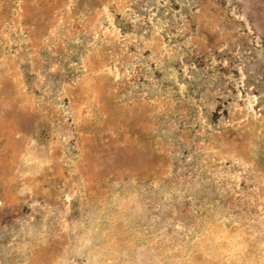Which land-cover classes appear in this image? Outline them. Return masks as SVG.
I'll list each match as a JSON object with an SVG mask.
<instances>
[{
  "label": "rangeland",
  "instance_id": "obj_1",
  "mask_svg": "<svg viewBox=\"0 0 264 264\" xmlns=\"http://www.w3.org/2000/svg\"><path fill=\"white\" fill-rule=\"evenodd\" d=\"M0 264H264V0H0Z\"/></svg>",
  "mask_w": 264,
  "mask_h": 264
}]
</instances>
